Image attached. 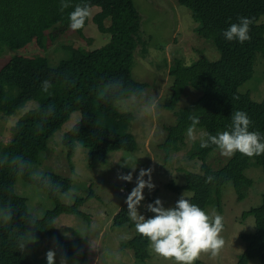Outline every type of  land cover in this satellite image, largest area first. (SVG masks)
Listing matches in <instances>:
<instances>
[{"label":"trees","instance_id":"obj_1","mask_svg":"<svg viewBox=\"0 0 264 264\" xmlns=\"http://www.w3.org/2000/svg\"><path fill=\"white\" fill-rule=\"evenodd\" d=\"M177 3L191 11L197 22L196 36L210 41L219 58L210 61L199 52L202 55L189 65L175 58L169 66L170 98L160 106L173 110L187 87H190L187 98L195 101L173 113L175 124L164 126L165 152L174 154L184 147L186 131L193 126L190 117L198 119L193 127L203 129L206 139L208 134L230 130L231 114L242 110L252 121L249 130L264 135V99L254 102L249 94L238 91L253 74L256 53L260 52L264 59V23H257L264 15V0H177ZM70 4L61 11L60 0H0V42L9 43L10 47L22 48L34 42L45 48L47 31L56 24H69L68 15L77 4H88L90 9L100 7L91 19L98 31L110 33L106 45L90 51L64 46L68 56L56 66H50L41 57L15 56L0 68V113L10 116L26 102H37L11 126L10 139L6 143L0 141V264H42L27 255L30 245L26 253L15 248L19 235L28 237L30 220L35 221V229H31L36 237L31 244L33 251L38 250L43 238H48L67 264H90L88 254L79 249L82 241L67 238L56 229L54 221L61 214L88 216L80 207L93 196L92 191L65 204L57 201V197L70 190L69 178L53 172L39 177L30 174L31 166L40 161L55 132L72 112L78 111L80 118L62 136L68 163L76 144L86 148L90 168L106 163L112 152L137 149L135 138L128 131L134 116L130 111H119L115 103L129 96L141 97L147 87V83L134 80L131 73L134 52L139 47L143 52L147 49L146 39L140 33L139 12L133 0H70ZM238 17L253 21L251 40L244 44L226 41L222 36L223 30L238 22ZM106 20L109 26L105 25ZM87 23L88 19L82 29L75 31L79 36H83ZM52 36L56 38L55 33ZM44 81L50 85L47 92L42 90ZM194 90L201 91L197 99ZM200 143L188 152L189 158L201 161L200 172H185V184L181 187L172 184L171 188L190 191L188 199L206 211L212 204V193L219 198L226 183L233 182L237 190L242 184H250L243 172L251 158L237 153L224 166L213 170L205 160L216 148H201ZM253 158L264 169V155ZM208 176L214 179L206 182ZM18 178L56 200L54 207L42 217H34L28 211L27 199L14 190ZM150 199L153 202L154 195ZM215 205L219 210L220 201ZM8 209L12 218L4 220L3 213ZM143 214L146 218L152 215L146 209ZM248 215L254 217L255 230L239 235L246 245L237 257V264H247L252 259L264 264V193L261 204L243 214ZM110 226L134 228L126 207L113 215ZM122 246L129 248L136 260L144 261L149 256L147 241L137 233Z\"/></svg>","mask_w":264,"mask_h":264},{"label":"rangeland","instance_id":"obj_2","mask_svg":"<svg viewBox=\"0 0 264 264\" xmlns=\"http://www.w3.org/2000/svg\"><path fill=\"white\" fill-rule=\"evenodd\" d=\"M140 15V33L146 39V51L141 47L134 52L131 69L132 78L147 83L141 97L129 96L118 100L115 107L119 111H130L134 118L130 122L128 131L133 134L137 149L134 152L116 151L108 155L106 163L93 168L87 165L86 148L76 144L70 163L67 162V148L62 144L63 133L69 130L80 118V113L74 111L69 119L62 124L48 143L47 150L41 155L37 164H33L30 174L39 177L47 172L57 173L70 179L71 188L68 192L58 195L57 201L70 204L75 197H85L90 191L89 198L80 210L86 217L61 214L54 221L56 229L69 239H80L79 249L87 254L90 264H171L155 256L148 246V258L144 261L136 260L129 248L123 247L135 234L134 228H110L111 218L121 208L126 207L127 195L136 186V177L141 169L152 168L151 182L155 185L152 191L143 190L144 200L138 208L143 215L146 205L159 198L164 207L173 206L181 194L185 198L191 196L186 189L174 191L171 186L185 184L184 173L200 172V161L189 158L188 152L204 139L203 129L193 127V138L188 136L183 142V148L174 154H167L163 144L166 133L165 125L175 124L174 112L190 105L194 100L187 98L190 87H187L173 110L161 107L170 98L171 78L168 70L175 58L189 65L203 55L210 61L219 58L217 50L210 41L199 38L195 34L197 22L192 18L191 11L177 3V0H133ZM100 7H92L88 23L83 29V36L72 31L69 24H56L46 33V46L39 48L30 42L22 48L10 47L9 43L0 42V68L12 57L45 58L50 66H56L66 58L64 46H72L83 51H90L106 45L110 41V33L100 32L92 21L93 15ZM257 23H264L261 15ZM109 26V20L105 21ZM66 27V28H65ZM64 28V29H63ZM57 31V32H56ZM56 35L53 38L52 34ZM62 46V48H61ZM202 52V53H199ZM253 74L239 88L240 93H247L254 102L264 99V59L260 52L256 53ZM196 99L201 95L200 90H194ZM37 102L30 100L14 114L5 116L0 113V141L6 143L10 139L11 126L27 110L34 108ZM145 108L151 109L149 114L141 116ZM165 135V137H164ZM173 153V152H172ZM127 159V166L122 167ZM229 158L219 154L217 149L206 156V164L213 170L224 166ZM70 164V167H69ZM135 167L133 171L132 168ZM71 168V169H70ZM132 173V181L126 182L117 178L119 173ZM244 176L250 179V184H242L237 190L233 182L226 183L220 189V196L215 192L211 195L212 204L206 207V213L213 212L223 216L224 229L221 236L225 245L217 257L201 254L195 264H237V257L245 248V242L239 238L240 234L253 233L255 221L252 215L243 216L251 208L261 204L264 193V169L251 158ZM144 179L147 181L148 176ZM172 181V182H171ZM15 192L27 199L28 211L37 218L53 208L56 200L48 198L41 190L18 178ZM220 201L218 210L215 203ZM52 247L48 238L39 242L37 251H33L31 244L27 255L36 262L46 264L45 253ZM57 252L56 264H60L61 252ZM247 264H260L257 259Z\"/></svg>","mask_w":264,"mask_h":264},{"label":"clouds","instance_id":"obj_3","mask_svg":"<svg viewBox=\"0 0 264 264\" xmlns=\"http://www.w3.org/2000/svg\"><path fill=\"white\" fill-rule=\"evenodd\" d=\"M70 6V0H60L61 11ZM90 15L88 4H77L68 15L70 29L72 31L82 29ZM252 23L249 17H238V22L231 23L226 30H223L222 36L226 41L244 44L251 40L249 33ZM49 87L48 81L42 83L43 91L47 92ZM234 99L239 98L234 97ZM150 111L151 109L145 108L140 115L149 114ZM190 119L193 120V126L199 122L195 117H190ZM251 124L252 121L247 113L237 110L231 114L230 130L219 132L216 135L208 134L206 139L201 140L200 147L215 146L221 156L229 159L237 153L248 158L264 155V135L259 131H250ZM193 126L188 129L190 139L193 138ZM127 162L125 159L122 167H128ZM132 169L134 171L135 167ZM151 172V167L140 170L136 177V186L125 200L127 214L134 224L135 232L147 241L156 257L170 261L171 264H195L201 254L217 257L225 245V240L221 236L224 229L222 215L215 212L209 215L197 204L185 198L183 194L174 206L164 207L159 198L148 203L145 206L146 210L152 213L148 218L139 213L138 208L144 200L143 190L147 188L152 191L155 187L151 182ZM145 176H148L147 181L144 179ZM117 178L131 182L132 173H119ZM213 179L214 177L208 176L206 182H211ZM3 218L11 220L10 209L4 211ZM28 224V237L21 234L16 239L15 248L20 253H26L28 245L36 242V237L31 230L35 229V221L30 220ZM56 257V250L49 249L45 253L46 264H56ZM60 264H67L63 256L60 258Z\"/></svg>","mask_w":264,"mask_h":264}]
</instances>
